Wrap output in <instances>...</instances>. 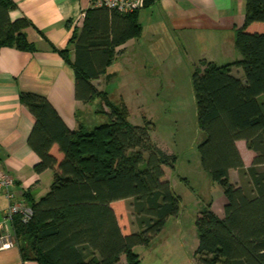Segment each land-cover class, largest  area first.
Returning a JSON list of instances; mask_svg holds the SVG:
<instances>
[{
    "label": "trees",
    "instance_id": "16d2710c",
    "mask_svg": "<svg viewBox=\"0 0 264 264\" xmlns=\"http://www.w3.org/2000/svg\"><path fill=\"white\" fill-rule=\"evenodd\" d=\"M14 7L12 0H0V49L33 51L36 46L26 34L31 22L26 17L12 21ZM137 11L91 7L82 30L75 29L70 40L74 60L70 49L61 51L75 72L76 98L86 104L101 100L97 112L105 114V121L72 130L47 97L20 93L35 119L28 138L40 158L35 170L54 171L46 195L37 200L26 191L22 196L33 210L31 218H13L23 260L141 264L135 248L148 246L180 213L181 197L165 178V166L174 169L177 157L153 140L147 124L129 120L124 101H113L93 83L107 73L116 48L142 34ZM235 47L240 59L225 65L205 62L192 74L198 128L204 134L198 146L201 164L227 198L223 218L211 204L197 218L196 252L202 264H264V0H246ZM233 67L243 70V79ZM239 140L255 153L250 166ZM232 169L239 172L240 184L231 181ZM123 199L138 228L127 235L111 206Z\"/></svg>",
    "mask_w": 264,
    "mask_h": 264
},
{
    "label": "crops",
    "instance_id": "0c3cea01",
    "mask_svg": "<svg viewBox=\"0 0 264 264\" xmlns=\"http://www.w3.org/2000/svg\"><path fill=\"white\" fill-rule=\"evenodd\" d=\"M12 1L15 7L10 10V18L29 19L31 25L26 28V34L36 49L27 51L8 46L0 49V173L7 172L13 179L10 188L16 195L30 191L39 200L49 192L54 171L48 169L39 174L35 170L40 158L28 143L35 119L21 103L20 93L47 97L72 130L99 123L101 115H105L97 112L100 103L86 104L76 98L74 69L61 54L68 48L74 60L75 46L70 40L75 29L82 30L86 18L83 15L91 6L89 0ZM137 17L142 34L118 46L107 73L93 80L100 90L109 93L116 84L117 93L124 101L128 95L136 100L147 99L153 83L165 77L169 67L195 69L203 68L205 62L225 65L241 58L235 39L237 29L245 23L246 0H147V5L137 11ZM233 72L244 78L241 68L233 67ZM142 107L140 103L138 109ZM236 144L245 165L250 166L255 153L244 140ZM230 178L235 184L241 183L235 169L230 170ZM168 180L175 190L174 179ZM211 184L220 194L216 201L210 192L208 205L223 218L227 198L217 183ZM9 203L6 189H0V224H7L14 235L11 222L6 220ZM111 206L123 234L138 231L128 200L114 201ZM180 220L181 215L170 217L164 230L170 225L182 226ZM0 264L39 262L23 260L15 245L0 249Z\"/></svg>",
    "mask_w": 264,
    "mask_h": 264
},
{
    "label": "rangeland",
    "instance_id": "374dc122",
    "mask_svg": "<svg viewBox=\"0 0 264 264\" xmlns=\"http://www.w3.org/2000/svg\"><path fill=\"white\" fill-rule=\"evenodd\" d=\"M193 68H167L165 77L156 82L154 80L152 92L149 91L147 99L136 100L128 95L129 98L124 101L117 93L116 84L109 93L113 101H124L127 104L129 113L131 112L129 120L132 123L147 124L153 140L177 157L174 169L165 166V178L174 179L175 190L182 196L179 213L182 226L177 228L170 225L152 244L137 246L136 252L140 256L141 264H202L200 255L196 252V221L201 210L211 201L210 192L216 201L220 192L214 189L210 176L201 164L198 146L203 140V133L198 128L197 105L192 85ZM140 103H143V107L138 109ZM104 109L109 110L106 105ZM105 120V115H101L99 123Z\"/></svg>",
    "mask_w": 264,
    "mask_h": 264
},
{
    "label": "built area",
    "instance_id": "2783aa9c",
    "mask_svg": "<svg viewBox=\"0 0 264 264\" xmlns=\"http://www.w3.org/2000/svg\"><path fill=\"white\" fill-rule=\"evenodd\" d=\"M89 2L91 7H106L123 13L139 10L145 5V0H89ZM85 16L86 13L83 17ZM13 185L14 181L7 172L0 173V189H6V195L10 201L6 220L11 222V227L15 216L20 215L22 220L27 222L33 214L32 208L26 204L24 198L16 195L10 188ZM9 228L7 224H0V249L16 245L15 237L10 234Z\"/></svg>",
    "mask_w": 264,
    "mask_h": 264
}]
</instances>
